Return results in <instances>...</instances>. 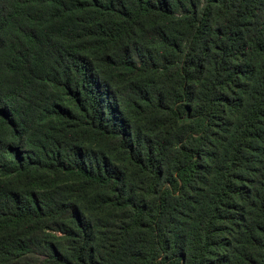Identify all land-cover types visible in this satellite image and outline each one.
Instances as JSON below:
<instances>
[{
  "label": "trees",
  "instance_id": "1",
  "mask_svg": "<svg viewBox=\"0 0 264 264\" xmlns=\"http://www.w3.org/2000/svg\"><path fill=\"white\" fill-rule=\"evenodd\" d=\"M0 264H264V0H0Z\"/></svg>",
  "mask_w": 264,
  "mask_h": 264
}]
</instances>
